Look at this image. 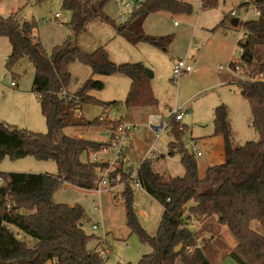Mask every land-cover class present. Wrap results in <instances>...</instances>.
I'll use <instances>...</instances> for the list:
<instances>
[{"label": "trees", "instance_id": "trees-1", "mask_svg": "<svg viewBox=\"0 0 264 264\" xmlns=\"http://www.w3.org/2000/svg\"><path fill=\"white\" fill-rule=\"evenodd\" d=\"M110 1L63 0V9L71 14L67 25L72 27L74 36L83 34L89 24L102 21L99 15ZM217 2L202 0V8L215 7ZM252 4L258 18L238 22L237 27L242 24L244 32L238 41L241 59L238 63H230L233 71L240 67L247 76L253 67L264 71L261 55L264 0H253ZM192 11L191 4L179 0H143L118 31L120 34L130 32L132 36L128 39L135 44L147 43L166 51L165 45L172 44L173 37L145 34V21L158 12L189 15ZM228 18L226 16L218 27H222ZM36 27L34 21L20 23L15 15H0V38L8 39L11 46L5 67L12 71L24 58L31 61L34 67L32 89L40 99L47 125V132L41 134L0 121V163L6 158L18 161L32 157L37 161L56 163L58 172L56 175L0 173L3 180L0 186V264H45L49 261L54 264H104L103 254L89 248L94 237L84 230L85 209L78 204L57 203L55 195L66 183L87 191L95 190L108 164L91 161L90 156L111 146L122 122L100 119L86 124L105 127L112 134L109 143L68 136L64 130L81 124L72 120L81 105L104 107L105 110L119 105L91 96L92 92L105 89L104 82L95 80L94 76L128 78L131 86L123 103L128 109L154 108L159 101L142 63L116 65L105 48L87 53L72 38L48 54L42 43L31 37ZM76 62L89 67L92 77L66 102L56 93L69 88L72 82L70 67ZM234 85L249 103L258 141L234 146L229 108L224 104L216 107L214 137L224 139L225 162L209 167L201 177L195 155L189 154L182 143L186 127L174 117L170 118L167 130L171 128L174 140L169 144V155L182 156L184 176L171 177L157 172L156 160L152 159H145L139 168L143 190L164 209L154 237L138 221L134 210L135 191L127 185L122 192L128 228L153 250L138 264H214L209 247L214 243V237L204 240V236L192 230L196 223L204 224L214 217H218L219 224L227 227L237 242L229 253L237 264H264V234L251 228V223L256 221L264 231V81L237 80ZM13 228L33 238L35 245L30 247L22 241ZM179 246H182L181 251L176 254Z\"/></svg>", "mask_w": 264, "mask_h": 264}, {"label": "rangeland", "instance_id": "rangeland-1", "mask_svg": "<svg viewBox=\"0 0 264 264\" xmlns=\"http://www.w3.org/2000/svg\"><path fill=\"white\" fill-rule=\"evenodd\" d=\"M181 1L193 6L191 14L158 12L152 14L144 26L147 35L173 37L172 44L165 45L166 51L147 43L135 44L131 39L123 37L118 29L126 23L129 13L115 0H111L99 15L103 22L89 24L86 31L77 37L74 36L72 27L67 25L70 23L71 14L63 9V0H0V15H15L20 23L36 22L37 27L31 37L40 41L48 54H52L55 47L72 38L87 53L105 48L110 60L116 65L142 63L153 74L150 81L159 101L157 107L128 109L123 104L131 86L128 78L120 75L94 76L95 80L104 82L105 89L94 91L91 96L105 103L118 102L119 105L107 110L104 107L84 105V116L72 117L73 121L81 124L67 127L64 133L72 137L82 136L87 140L109 143L112 134L105 127H91L86 124L109 118L137 125L138 130L132 131L126 139V145L131 147V152L127 155L130 165L138 168L144 161L146 152L151 149L162 157L157 163L159 172L171 177H183L185 170L181 164L182 156L169 155V144L174 140L170 133L171 128L162 131L160 138L156 139L149 126L152 120L159 117L163 118L164 125L168 124L171 110L182 109L181 125L186 127L182 143L189 154L195 155L201 168L207 164L208 158L200 142L214 137V109L220 105L224 104L229 108L234 146L259 140L258 133L252 127L249 103L242 95L231 91L233 88L238 89L237 86L223 83L225 75L232 72L230 63H238L241 59V50L237 43L244 32L242 24L237 28L233 27V19L244 23L257 19L258 14L254 11L253 0H217V5L208 9L202 8V0ZM233 10L237 16H230ZM57 13L62 14L59 21L54 19ZM226 16H229L226 25L218 27ZM10 52L8 39L0 38V121L45 134L47 125L41 111L40 99L32 89L34 67L28 58H24L17 67L8 71L5 65ZM261 55L264 59V48H261ZM180 60H186L192 66L193 72L174 82L173 70ZM90 70L80 62L71 65V93L76 92L91 77ZM257 73L258 70L252 69L248 76L244 73L242 76L255 77ZM12 83L16 87L12 88ZM196 142L197 146L194 144ZM198 151L202 152V156L197 155ZM117 152V148L108 147L106 153H97V162L112 161ZM144 153L146 155L143 158ZM28 162L51 166L55 168V174L58 172L56 163L41 162L29 157L18 161L4 159L0 163V173H41L37 171H42V168L29 166ZM200 176H205L204 169H200ZM59 199L64 201L63 204H78L85 209L87 218L84 230L87 235L94 237L89 248L103 254L104 264H138L145 255L152 253V248L143 244L138 235L132 234L128 228L122 190L98 194L96 191L70 189L64 185L55 195L57 203ZM134 210L141 227L150 236H156L164 212L163 206L144 190L137 189ZM94 226H98V230H94ZM196 226L192 230L204 236V240L214 237V243L209 245L214 264H237L229 255L237 242L227 227L219 224L218 217L209 219L204 224L196 223ZM13 231L30 247L35 245L33 238L20 233L16 228ZM221 250L223 252L220 254Z\"/></svg>", "mask_w": 264, "mask_h": 264}, {"label": "built area", "instance_id": "built-area-1", "mask_svg": "<svg viewBox=\"0 0 264 264\" xmlns=\"http://www.w3.org/2000/svg\"><path fill=\"white\" fill-rule=\"evenodd\" d=\"M118 5L128 12V17L133 11L135 7H137L143 0H115ZM256 12V10L254 9ZM257 13V12H256ZM258 14V13H257ZM232 16H237L235 10H233ZM56 20H61L62 14L57 13L55 14ZM252 69H255L253 67ZM193 72V68L191 65L187 63L186 60H180L174 70H173V80L174 82L179 81L182 77L189 75ZM234 73L238 74L239 80H252V81H264V71L260 72L255 75V77H248L245 78L242 76L243 71L240 67H236ZM15 86V83H13ZM62 100L69 102L73 96L70 95L66 90H61L56 93ZM170 117H174L176 121L181 122L183 120V112L182 109L178 110H171ZM150 128L153 130L154 134L156 135V139L160 138V134L162 131H166L168 128V124H163V118L159 117L151 121ZM137 125H131L128 123H121L116 135L111 141V146L113 148H117V156L114 160L108 163V167L102 171L101 178L96 185L95 190L98 194L103 193H114L122 190H125L127 185H130L131 188L135 191L137 189L143 190L140 178H139V168H134L130 165V160L127 158V151L128 148L126 147V139L130 136L132 131H137ZM103 153L107 152V148L103 147L101 150ZM200 156V153H197ZM158 154H155L154 150H149L145 159H152L157 160L160 158ZM144 159V160H145ZM91 161L97 162V154L92 153L90 156ZM2 178H0V182H2ZM94 230H98V226H94ZM45 264H54L53 262L49 261Z\"/></svg>", "mask_w": 264, "mask_h": 264}, {"label": "crops", "instance_id": "crops-1", "mask_svg": "<svg viewBox=\"0 0 264 264\" xmlns=\"http://www.w3.org/2000/svg\"><path fill=\"white\" fill-rule=\"evenodd\" d=\"M179 1H181V0H179ZM182 2H185V1H182ZM187 3V2H186ZM55 16V15H54ZM150 17V16H149ZM148 17V18H149ZM147 18V19H148ZM54 19H55V17H54ZM236 19V18H235ZM235 19H233V20H235ZM17 20H18V18H17ZM56 20V19H55ZM19 21V20H18ZM57 21H59V20H57ZM147 21V20H146ZM146 21H145V23H146ZM227 22V21H226ZM226 22H225V24L224 25H226ZM233 22V21H232ZM145 23H144V26H145ZM223 25V26H224ZM144 26H143V29H144ZM222 26V27H223ZM233 27H235V28H237V26H234L233 25ZM34 32H35V30L33 31V33L31 34V36L34 34ZM243 34V33H242ZM242 34H241V36H242ZM241 38V37H240ZM35 41V40H34ZM36 41H38V40H36ZM239 41V40H238ZM38 42H40V41H38ZM41 43V42H40ZM237 46H238V43H237ZM230 70L232 71V72H230V73H228L227 75H225V77H224V84H226V85H231V84H234V82L235 81H237V80H239L238 79V75L235 73V75H234V72H233V70L230 68ZM90 72H91V77H92V71L90 70ZM72 74V73H71ZM90 77V78H91ZM12 88H14V87H16V84H15V86H13V83H12ZM70 95H73L74 96V94L78 91H76V92H74V93H71L70 92V90H69V88L66 90ZM231 91L232 92H234V93H238V94H240V96L242 95L241 94V92L240 91H238V89L237 88H233V89H231ZM91 94H93V93H91ZM93 96V95H92ZM83 105H81V106H79L78 107V109H77V111H75V113H74V115H73V117L75 118V117H79V118H82L83 116H84V114H83ZM102 120L104 121V120H106V121H117V120H110L109 118H102ZM118 121H120V120H118ZM183 121V120H182ZM181 121V122H182ZM121 122H123V121H121ZM214 122V121H213ZM123 123H127V122H123ZM129 124V123H128ZM107 130V129H106ZM108 131V130H107ZM109 132V131H108ZM79 137H82V136H79ZM195 144V146H197V142L196 143H194ZM200 146L202 147V149L205 151V154H206V156H207V158H208V162H207V164L203 167V168H201L200 166H199V171H200V169H204L205 170V172H206V170L209 168V167H212V166H215V165H220V164H223L224 162H225V156H224V139L222 138V137H212V138H209V139H207V140H203L202 142H200ZM126 147L128 148V152H131V147H130V145L128 146V145H126ZM129 147H130V149H129ZM102 152V151H101ZM147 153V152H146ZM146 153H144V156H143V158L145 157V155H146ZM197 153H200L201 155L200 156H202V152H200V151H198ZM29 158V157H28ZM28 158H25V159H28ZM110 161H102V162H100V163H109ZM158 162H160V160H156L155 161V163H156V165H155V170L157 171V172H159L158 170H157V163ZM46 163H49V162H46ZM28 165L29 166H32V167H36V168H42L43 170L42 171H37V172H41L40 174H51V175H56L55 174V168H53V167H51V166H43V165H40V164H34L33 162H28ZM46 165H48V164H46ZM45 170H47V171H45ZM159 173H164V172H159ZM165 174V173H164ZM65 185H67V187H69L70 189L72 188H76V189H79V188H77V187H75V186H72L71 184H68V183H66ZM79 190H82V189H79ZM84 191H87V190H84ZM60 200V199H59ZM63 202L64 201H58V203H62L63 204ZM68 205V204H67ZM74 206V205H73ZM192 228H197V226L195 225V226H193ZM251 228L255 231V232H257V233H259V234H264V231H263V228L261 227V225H260V223L259 222H252L251 223ZM224 246V245H223ZM222 246V247H223ZM235 248V247H234ZM233 248V249H234ZM223 252V250H221L220 251V254ZM227 252H229V250L227 249ZM219 254V255H220ZM219 258L221 257V255L220 256H218Z\"/></svg>", "mask_w": 264, "mask_h": 264}, {"label": "water", "instance_id": "water-1", "mask_svg": "<svg viewBox=\"0 0 264 264\" xmlns=\"http://www.w3.org/2000/svg\"><path fill=\"white\" fill-rule=\"evenodd\" d=\"M238 22H239V20L235 19V20H233L232 24L234 26H237ZM122 35L125 38H130L132 36V34L130 32H128V31L123 32ZM147 74H148L149 79H152V77H153L152 72L147 70ZM181 248H182V246H179L178 248H176L175 253L178 254L181 251Z\"/></svg>", "mask_w": 264, "mask_h": 264}]
</instances>
